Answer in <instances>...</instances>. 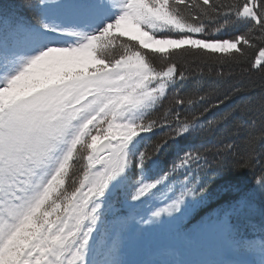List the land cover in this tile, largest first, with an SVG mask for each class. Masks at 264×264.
Returning <instances> with one entry per match:
<instances>
[{
    "label": "snow or ice",
    "instance_id": "snow-or-ice-1",
    "mask_svg": "<svg viewBox=\"0 0 264 264\" xmlns=\"http://www.w3.org/2000/svg\"><path fill=\"white\" fill-rule=\"evenodd\" d=\"M195 63L264 74V0L0 10V264H264V127L232 166H260L251 189L209 172L187 142L244 89L215 102L199 80L185 92ZM165 231L211 241L210 258L124 259L131 234Z\"/></svg>",
    "mask_w": 264,
    "mask_h": 264
},
{
    "label": "trees",
    "instance_id": "trees-1",
    "mask_svg": "<svg viewBox=\"0 0 264 264\" xmlns=\"http://www.w3.org/2000/svg\"><path fill=\"white\" fill-rule=\"evenodd\" d=\"M21 2L22 0H0V6L4 9ZM190 72L184 91H190L193 87L192 82L199 80L203 92L209 95L212 102L222 99L236 85L244 89L232 95L231 99L219 108H210L203 116L205 127L195 137L190 138L187 144L199 149L207 158L209 172L217 168L231 169L226 172L230 176L229 183L241 192L248 191L253 187L254 175L259 173L260 166L257 165L254 169H236L232 166L249 150L244 142L249 132H258L264 127V118L261 117V103L264 100V88L261 85L264 84V74L256 71L246 74L239 67L229 68L199 63L193 64ZM170 103V99L165 101L164 107H169ZM203 107V104L198 103L192 111L199 115ZM225 112H229L230 117L221 120L220 117ZM209 120L214 123L207 124ZM253 121H255L254 127H252ZM227 143L235 145L231 152L222 151ZM254 151L259 156L264 153V146L257 143ZM234 194H236L234 191L229 193V195Z\"/></svg>",
    "mask_w": 264,
    "mask_h": 264
},
{
    "label": "rangeland",
    "instance_id": "rangeland-1",
    "mask_svg": "<svg viewBox=\"0 0 264 264\" xmlns=\"http://www.w3.org/2000/svg\"><path fill=\"white\" fill-rule=\"evenodd\" d=\"M3 8L0 6V10ZM185 235L175 231L133 233L128 238L124 259L135 262L157 261L162 259L198 260L207 258L212 253V242L192 239L187 242ZM187 246V252L176 258L174 254L181 246ZM189 248V249H188Z\"/></svg>",
    "mask_w": 264,
    "mask_h": 264
}]
</instances>
